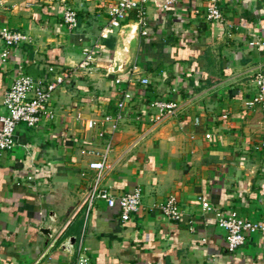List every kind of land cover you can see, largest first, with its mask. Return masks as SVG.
<instances>
[{
    "label": "crops",
    "instance_id": "obj_1",
    "mask_svg": "<svg viewBox=\"0 0 264 264\" xmlns=\"http://www.w3.org/2000/svg\"><path fill=\"white\" fill-rule=\"evenodd\" d=\"M117 1L0 0V27L27 35L5 59L0 39V115L19 69L69 73L40 124L20 123L0 156V264H73L81 236L91 264H264V229L229 252L215 216L235 210L264 228V114L251 106L252 74L264 71V0H218L221 21L206 19L207 0L168 9L148 0L145 26L130 12L113 27L108 9ZM67 7L77 14L71 29ZM84 48L98 53L88 69L78 67ZM122 86L132 98L117 129L98 137L86 121L115 113ZM153 99L181 108L154 124ZM106 142L110 168L99 187L116 199L141 190L128 220L117 202L89 204L96 157L81 149L102 151ZM171 193L178 221L156 208Z\"/></svg>",
    "mask_w": 264,
    "mask_h": 264
},
{
    "label": "built area",
    "instance_id": "obj_2",
    "mask_svg": "<svg viewBox=\"0 0 264 264\" xmlns=\"http://www.w3.org/2000/svg\"><path fill=\"white\" fill-rule=\"evenodd\" d=\"M148 0H118L108 9L109 25L120 27L130 12L135 13L141 27L146 25L145 4ZM178 0H162V8L168 9ZM205 17L207 20L221 21L223 14L218 5V0H207ZM63 22L68 28L77 26V14L72 8H65L62 16ZM145 33V31H142ZM0 39L5 44V50L1 53L2 59L8 55V50L15 45L27 40V35L19 30L11 29L6 26L0 27ZM83 59L78 63L79 68H90L91 63L96 60L97 50L94 48H84L82 51ZM69 73L63 69H57L52 65L47 67L45 74L34 77L19 69L13 83L3 95V106L5 113L0 115V156L4 151L11 150L15 145V136L18 125L26 124L28 127H37L42 118L48 114V106L53 93L61 86ZM252 81L255 85V93L252 97L251 106L258 108L264 114V71L255 70L252 74ZM117 84H121L119 78L115 79ZM146 84V78L141 79ZM130 91L122 86L120 88V99L116 103L115 113H106L99 119H87L86 125L90 129H97V136L104 137L107 130H116L122 119V110L126 103L131 100ZM148 108L153 110L149 120L154 124H159L168 117L176 115L181 108L178 101L153 99L148 102ZM226 116V115H225ZM209 137L210 134H205ZM111 149L110 142H106L102 151L82 148L83 154H90L96 158L89 163V168L96 170L95 181L89 191V204L96 199L105 201L107 204L117 202L120 209L122 220H128L136 213L141 206V190L135 188L117 199L112 196L106 188L99 187V181L107 168L108 153ZM201 206L204 210H212L208 200L200 198ZM156 208L170 220L178 221L182 217V211L178 205L175 194H169L166 199L157 204ZM217 224L224 229V246L229 252H235L243 246L247 236L263 230L260 223L247 219L239 215L235 210L229 212L217 211L215 213ZM77 257L73 264H91L90 259L85 254L83 236L78 240L76 247Z\"/></svg>",
    "mask_w": 264,
    "mask_h": 264
},
{
    "label": "water",
    "instance_id": "obj_3",
    "mask_svg": "<svg viewBox=\"0 0 264 264\" xmlns=\"http://www.w3.org/2000/svg\"><path fill=\"white\" fill-rule=\"evenodd\" d=\"M41 231H42L43 233L47 234V235H50V230H49V228H42ZM74 242H75V237L73 236V237H71V238L68 240L67 245H68V246H73Z\"/></svg>",
    "mask_w": 264,
    "mask_h": 264
},
{
    "label": "trees",
    "instance_id": "obj_4",
    "mask_svg": "<svg viewBox=\"0 0 264 264\" xmlns=\"http://www.w3.org/2000/svg\"><path fill=\"white\" fill-rule=\"evenodd\" d=\"M132 17H135V13L133 12V15H132Z\"/></svg>",
    "mask_w": 264,
    "mask_h": 264
},
{
    "label": "rangeland",
    "instance_id": "obj_5",
    "mask_svg": "<svg viewBox=\"0 0 264 264\" xmlns=\"http://www.w3.org/2000/svg\"><path fill=\"white\" fill-rule=\"evenodd\" d=\"M54 94V93H53Z\"/></svg>",
    "mask_w": 264,
    "mask_h": 264
}]
</instances>
